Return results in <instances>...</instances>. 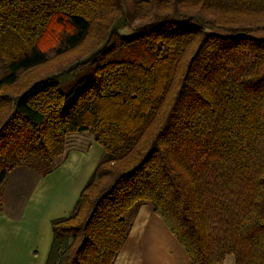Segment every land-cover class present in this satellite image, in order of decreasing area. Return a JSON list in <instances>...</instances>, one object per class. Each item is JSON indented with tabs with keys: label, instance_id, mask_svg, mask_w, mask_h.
<instances>
[{
	"label": "trees",
	"instance_id": "trees-1",
	"mask_svg": "<svg viewBox=\"0 0 264 264\" xmlns=\"http://www.w3.org/2000/svg\"><path fill=\"white\" fill-rule=\"evenodd\" d=\"M262 30L264 0H0V184L103 148L45 264H112L142 204L188 264H264Z\"/></svg>",
	"mask_w": 264,
	"mask_h": 264
},
{
	"label": "crops",
	"instance_id": "crops-1",
	"mask_svg": "<svg viewBox=\"0 0 264 264\" xmlns=\"http://www.w3.org/2000/svg\"><path fill=\"white\" fill-rule=\"evenodd\" d=\"M81 137L88 146L64 149L62 162L45 175L23 182L18 166L3 179L0 264H45L53 237L51 220L71 212L103 154L93 138ZM112 264H188V255L152 207L142 204ZM222 264H233V259L228 256Z\"/></svg>",
	"mask_w": 264,
	"mask_h": 264
},
{
	"label": "rangeland",
	"instance_id": "rangeland-1",
	"mask_svg": "<svg viewBox=\"0 0 264 264\" xmlns=\"http://www.w3.org/2000/svg\"><path fill=\"white\" fill-rule=\"evenodd\" d=\"M253 36L258 37V38H264V30L254 33ZM1 75H2V62L0 60V76ZM72 134L67 136L66 146H65L66 150L72 149L73 147H84L83 149H85L88 146V144L86 142L87 140H85V138L81 137L82 135H84L85 137H88L89 139L93 138L92 134L87 132V131H85L83 133H72ZM64 155H65V152L63 153V155L60 159L64 158ZM40 173H41V171L36 170L35 168H32L31 166L24 165V164H22L19 167V169L17 170V174L19 175L18 178L20 180H22L23 182L24 181H32L34 178L41 175Z\"/></svg>",
	"mask_w": 264,
	"mask_h": 264
}]
</instances>
